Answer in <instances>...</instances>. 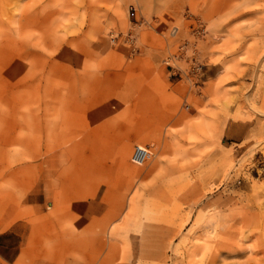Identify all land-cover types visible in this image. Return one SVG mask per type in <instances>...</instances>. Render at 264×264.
Returning <instances> with one entry per match:
<instances>
[{
  "label": "rangeland",
  "instance_id": "rangeland-1",
  "mask_svg": "<svg viewBox=\"0 0 264 264\" xmlns=\"http://www.w3.org/2000/svg\"><path fill=\"white\" fill-rule=\"evenodd\" d=\"M0 264H264V0H0Z\"/></svg>",
  "mask_w": 264,
  "mask_h": 264
},
{
  "label": "crops",
  "instance_id": "crops-1",
  "mask_svg": "<svg viewBox=\"0 0 264 264\" xmlns=\"http://www.w3.org/2000/svg\"><path fill=\"white\" fill-rule=\"evenodd\" d=\"M47 182L48 181L43 180L42 181V185H40L37 188L33 189L32 190V193H31V198L30 199L37 198V201H41V200H45L47 197H50V196L52 198L53 195H54V193H51L50 188L52 189V187L47 186ZM53 201H54V199H53ZM53 206H54V202H52V207ZM52 207H51V209H52ZM51 209L49 210L48 213H50Z\"/></svg>",
  "mask_w": 264,
  "mask_h": 264
},
{
  "label": "built area",
  "instance_id": "built-area-1",
  "mask_svg": "<svg viewBox=\"0 0 264 264\" xmlns=\"http://www.w3.org/2000/svg\"><path fill=\"white\" fill-rule=\"evenodd\" d=\"M173 32H176V29L173 30ZM149 152L147 149L141 148V147H136L134 148V151L132 153V162L136 164H142L145 162V159L147 158Z\"/></svg>",
  "mask_w": 264,
  "mask_h": 264
},
{
  "label": "bare ground",
  "instance_id": "bare-ground-1",
  "mask_svg": "<svg viewBox=\"0 0 264 264\" xmlns=\"http://www.w3.org/2000/svg\"><path fill=\"white\" fill-rule=\"evenodd\" d=\"M145 149H147V148H145ZM147 151L149 152V150H148V149H147ZM149 155H150V154H148V156H149ZM148 156H147V157H148ZM112 215H113V214H112ZM117 215H118V214H117ZM112 219H113V218H112Z\"/></svg>",
  "mask_w": 264,
  "mask_h": 264
}]
</instances>
